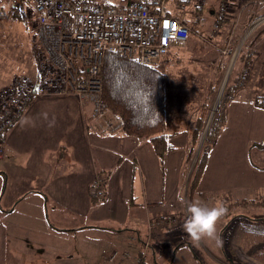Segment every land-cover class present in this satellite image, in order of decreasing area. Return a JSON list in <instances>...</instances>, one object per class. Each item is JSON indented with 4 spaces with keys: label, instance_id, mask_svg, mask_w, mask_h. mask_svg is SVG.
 <instances>
[{
    "label": "rangeland",
    "instance_id": "obj_1",
    "mask_svg": "<svg viewBox=\"0 0 264 264\" xmlns=\"http://www.w3.org/2000/svg\"><path fill=\"white\" fill-rule=\"evenodd\" d=\"M100 1L116 2L117 0ZM198 1L191 0L187 5L192 10L190 23L197 25L201 36L189 35V45L185 47L184 54L180 58L158 60L164 63L166 60L169 61L166 63L168 120L165 133L172 134L170 145L174 151L167 155L164 170L152 171L148 168L144 177L141 175L137 177L139 186L135 185L134 189L137 197L134 196L131 201H129L130 197L124 200L122 198V201L117 197L118 201L112 203L111 206H114L112 208L110 206V209H105L108 207L107 203L100 201L95 206L100 209L99 212H96L95 208H91L88 212L86 211L88 206L77 203L80 210H69L54 196H49L47 210L51 223L53 222L59 231L52 227V230L47 232L38 227L17 225L26 217L35 219L36 212L28 209L27 206L12 212L11 182L4 181V190L0 197V210H3L0 215V235H3V230L6 229L9 235L15 231L22 239L27 235L35 236V244L25 249L27 253L34 255L30 264H105L108 256L105 253L114 246L119 247L113 244L114 236L121 232L126 234L125 227L130 224L129 221L123 228L120 226L125 218L122 210L137 207L131 211V214L136 211V214L144 220L146 208L139 207L137 202L139 197L140 200L151 197L147 193L141 195V189L149 193L150 190H155L156 186H162L164 194L160 201V212L153 219L154 226L150 223L151 219L148 222V226L151 225L154 232L152 249L147 256V261L151 264H264V260L260 257L264 251V149L257 146V144L264 145V134L261 135L258 129L255 130V125L251 124L245 115L239 117L241 113L238 105L252 104V101L247 100L248 95H251L255 102L264 100V76L261 79L262 83H259V77H253L250 81L249 76V81L244 86H238L237 74L241 68L239 59L237 60L236 57L232 63L228 56L224 63L227 69L223 72V54L220 51L221 47L220 50L217 48L223 42L222 37H219L221 31H214V16L195 12L194 8ZM14 2L15 0H0V89L9 84L17 74L23 72L30 74L29 71L31 72L32 67H35L32 47L35 44L40 47L37 39L38 19L34 14L32 3L24 2L25 6L16 11L13 8ZM232 42L234 46L240 47L237 46V41L232 40ZM214 49L216 51L210 54V50ZM226 80L223 96L211 120L213 123L215 116L225 106L224 127L218 133L216 141L205 143L206 134L212 126L209 120ZM229 86L234 87L232 93L234 97L224 103V98L228 97L226 90ZM71 98L73 99L39 98L33 101L30 111V114L40 112L36 116V123L41 131L45 123L46 138H49L52 145L53 168H59L60 164H64L68 171L73 170L74 165L79 167L73 160L76 158L67 151L69 137L79 125L77 116L71 113L79 108L80 103L77 98ZM49 100L54 101L50 103ZM53 119L55 124L49 127ZM201 129L197 142V131ZM216 134L217 132L212 130L209 141ZM254 138H257L258 142L248 147L250 153L247 155V146L255 141ZM60 146L62 149H57ZM194 146L197 147L195 157H193L194 150L191 157L186 154L184 158L181 157L183 151L189 154ZM203 148L206 151L204 176L199 182L194 183L192 171ZM210 149L212 154L223 152L222 155L219 154L223 161L222 174H218L216 166H213V161L210 160ZM219 155L214 158L217 159ZM78 169H82L81 166ZM162 174L161 183L159 178ZM57 175L60 178V175ZM69 181L75 182L74 179ZM139 194L141 196H138ZM179 197H183L185 203L182 204ZM76 199L80 201L79 196H76ZM188 202H197L209 208L222 204L227 209L216 224V234L222 243L218 244L216 240L207 238L199 242L193 241L183 231V224L189 215ZM235 215L241 217L232 221ZM77 223L82 226L77 237L75 232L78 230L72 232V236L68 235L70 231L65 230L73 228ZM148 226L146 232H143L145 235ZM92 230L100 232L102 236L98 239L91 233ZM137 230L143 231L142 227ZM83 234L88 239L84 240ZM59 239L64 240L65 248L57 252L55 247L57 244L61 246V243L57 242ZM37 241L42 242V248ZM116 241L121 245L122 242L126 243V240L116 239ZM64 249L68 253H64ZM13 255V249L9 250V256ZM103 256L104 258L101 259ZM218 256L223 257V260H217ZM117 262L128 264V262L122 263V260Z\"/></svg>",
    "mask_w": 264,
    "mask_h": 264
},
{
    "label": "crops",
    "instance_id": "obj_2",
    "mask_svg": "<svg viewBox=\"0 0 264 264\" xmlns=\"http://www.w3.org/2000/svg\"><path fill=\"white\" fill-rule=\"evenodd\" d=\"M19 1L20 0H15L17 3ZM220 2L221 0H207L202 11H196V13L211 14L214 16L215 20ZM194 9L197 10V8ZM263 16L264 0H231L227 18L223 22L221 30H219L221 31L219 37H222L221 41L223 40V42H221L217 48H224L230 39L234 40V42L237 41V46H239L246 37L249 27ZM196 28L197 33L192 31L193 35L191 34L190 37L201 36L197 26ZM241 29L245 30L243 35ZM235 34L237 36H235ZM240 35L242 36L240 37ZM249 36L244 42L245 48L242 49V54L244 60L247 61L246 67H249L250 69V81L253 77H259V83H262L261 79L262 76H264V22L260 23ZM190 37L188 38L185 47L189 45L188 42L190 41ZM185 47L174 48L170 58H180L184 54ZM214 51L216 50H210V54ZM226 58L227 57L223 56V72L227 69V65L224 64L227 60ZM210 61H212V59H210ZM243 65L244 62L241 61L240 67ZM35 72V67H32L31 72L29 71L31 75L35 74ZM71 97L74 96H49V98H61L64 100H72L73 98ZM233 97V95H230L229 99ZM34 100L27 105L22 116L4 135L5 153L0 160V197L4 190V181L7 182L8 180V182H11L12 186V212H16L22 206H27L28 209L36 212L35 219L26 217L20 220L17 225L32 228L38 227L40 230L47 232L51 231L53 227L55 230L59 231V228L56 227L53 222L52 225L47 210L49 196H54L56 200L69 210H80L77 203L88 206L86 208V211L88 212H90L91 208H95L100 201L102 203H107L108 207L105 209H110L111 204L118 201L117 197L121 201L122 198L124 200L130 197L129 201H131L133 197L136 196L134 190L135 185L139 186L137 177L140 175L144 177L148 168L152 171L163 169L167 155L174 151V148L172 147V149L167 151L165 156L160 158L156 154L154 147L148 138H138L128 134L124 130L115 134L104 133L98 127L100 124H98V122L91 116L92 106L87 105L83 107L80 104L79 108H76V111L71 113L77 116L79 125L77 126V129L72 131L69 137V149H67V151H69L70 154H73L76 159H72L75 160L82 169H78L79 167L74 165L73 170L68 171L67 166L64 164H60L59 168H53L52 145L49 138H46L44 131L45 123H43L41 131L36 123V116L39 115L40 112H37L38 114H30L32 109L31 104ZM247 100H250L249 102L252 101V104H238L241 113V116L239 117L245 115L251 124L255 125L254 129H258L262 135L264 134V106L255 102V99H253L251 95L247 96ZM53 101L54 100H49L50 103H53ZM260 101H262V99ZM37 109L40 110L38 107ZM59 112H61V110ZM27 118H31V120L35 122V126H32L31 122L29 124H22V121ZM166 134L169 136V143L171 144L172 134ZM146 140L148 142H146ZM254 140L255 141H252V143L247 146V155L250 153L248 147L253 143L258 142L257 138H254ZM59 148L62 149L61 146L57 149ZM211 151L212 149L209 151L211 154L210 160L213 161V166H216L215 169L218 174H222L223 161H221L220 155H222L223 152L212 154ZM182 153L181 157L183 158L185 157V154L189 156L185 151ZM216 155H219L217 159L214 158ZM67 159L69 160L70 158L68 157ZM57 174L60 175V178ZM162 176L163 174L159 178L161 183ZM99 177L104 178L103 197L98 196L92 191L94 183ZM69 179H74L75 182H71ZM75 188L76 190H74ZM146 193L151 198H142V200H140L141 197H139V201L137 202L139 207L146 208L144 220L136 214V211L131 214V211L137 207L131 209L128 208L124 211L122 210L125 218L123 224L120 226L123 228L129 221L130 224L128 227H125L127 231L126 234L121 232L114 236L113 244H116L119 247L114 246L112 248L113 251L129 250L134 255L138 254L144 237L146 236L145 238H147V235L149 234L151 235L152 245L154 233L152 232V226H154L155 221L153 219L154 216L160 212V201L163 199L164 192L162 186H156L155 190H150L149 193L141 189V195ZM141 195L139 194L138 196ZM28 196L30 197L29 199ZM76 196L80 197V201L76 199ZM68 204L71 206L69 207ZM113 206H111V208ZM95 209L96 212L100 211L99 208ZM83 210H85L84 207ZM2 212L3 210H0V215H2ZM234 217H236L235 219H238L241 215H235ZM149 219H151L150 223L152 225H149L151 226L150 229L148 226ZM146 226H148V230L145 235L143 232H146ZM139 227H142V232L137 230ZM80 228H82V226L77 223L74 224L73 228L65 231H70V234L68 235L72 236L71 233L78 230V232H75L77 237ZM91 233L98 239L102 236L100 232L94 230H92ZM13 234L17 235L15 231L9 235L8 231L4 229L3 235H0V264H30L34 255L27 253L25 249L26 247L35 244V236L27 235L22 239L18 235L16 237L11 236ZM83 239L86 240L88 237L83 234ZM116 239L121 241L126 240V243L122 242L121 245ZM44 242L45 239L43 244ZM57 242L61 243V246L57 244L55 247L57 252H59V250L65 248V244L63 245L64 240L62 239L57 240ZM37 243L39 245L42 244L41 241H37ZM87 248L90 249L88 246ZM11 249H13V256H9V250ZM112 249L105 254H110ZM63 252L68 253L66 249H64ZM104 256L101 259H103ZM217 260H223V257L218 256Z\"/></svg>",
    "mask_w": 264,
    "mask_h": 264
},
{
    "label": "built area",
    "instance_id": "obj_3",
    "mask_svg": "<svg viewBox=\"0 0 264 264\" xmlns=\"http://www.w3.org/2000/svg\"><path fill=\"white\" fill-rule=\"evenodd\" d=\"M30 1L38 19L40 47L36 44L32 47L36 72L19 73L0 89V160L5 153L4 135L36 98L74 96L83 107L92 106L91 116L100 124L101 131L115 134L124 130V119L109 108L103 97L101 71L106 55L116 52L152 64L172 49L185 47L192 31L186 21L169 15L167 0H127L113 6H105L100 0ZM206 1L199 0L196 5L203 7ZM230 3L231 0L220 2L214 31L222 28ZM262 22L264 16L249 27L239 48L230 39L220 50L223 56L230 57L232 63L236 57L238 60L246 38ZM246 66L244 60L238 86H244L249 79L250 70ZM103 187L104 178L99 177L92 191L103 197ZM150 245L149 234L144 250ZM118 260L131 264L134 257L129 250H117L108 254L105 264H118Z\"/></svg>",
    "mask_w": 264,
    "mask_h": 264
},
{
    "label": "trees",
    "instance_id": "obj_4",
    "mask_svg": "<svg viewBox=\"0 0 264 264\" xmlns=\"http://www.w3.org/2000/svg\"><path fill=\"white\" fill-rule=\"evenodd\" d=\"M124 1L127 0L100 2L105 6H113L120 5ZM24 2H31L34 7V3L32 1L20 0L18 3H13V8L17 11L20 7L25 6ZM167 2L170 13L169 15L179 20L186 21L191 27V30L193 32H197V25H195V23H190L192 16L190 15V11H192L190 6L188 5L189 7H186L182 5L183 3H186V5L187 3L190 4L191 0H167ZM195 8H197V10L194 9L195 12L200 10L202 11L203 9V7L199 6H196ZM244 31L245 30L241 31L242 34ZM193 32H191V34ZM172 50L164 57L165 59L170 58ZM243 59L244 57L241 52V57L239 58L238 63H240ZM160 61H156L152 64H143L139 61L122 57L119 53L111 52L108 53L104 59L101 75L104 83V100L116 115L124 119V131L138 138H148L151 141L156 154L162 158L165 156L167 151L172 149V147L169 143V136L165 133L168 120L166 63H169V61L166 60L165 63ZM233 91L234 87L229 86L226 90L228 97L224 98V103L229 100V96L232 95ZM257 103L264 106V100ZM225 110L226 107L223 106L219 113L215 116L212 126L208 131L205 143H212L216 141L217 135L223 128V124L225 122ZM212 130L217 132V134L209 141V136ZM201 131L202 129L197 131V142H199ZM257 146H261V149H264V145L257 144ZM196 149L197 147L194 146L192 151L189 153V157H191L193 150L195 155ZM205 156L206 151L205 148H203L202 154L197 160V163L192 171V174L194 175V183L199 182L204 176L206 164ZM235 218L236 217H233L232 221H234ZM145 237L140 252L135 255L132 253L134 261L131 264H151L147 261V256L152 249V245H150L147 251L144 250ZM260 257L264 260V251Z\"/></svg>",
    "mask_w": 264,
    "mask_h": 264
},
{
    "label": "clouds",
    "instance_id": "obj_5",
    "mask_svg": "<svg viewBox=\"0 0 264 264\" xmlns=\"http://www.w3.org/2000/svg\"><path fill=\"white\" fill-rule=\"evenodd\" d=\"M242 62H244V59L242 60ZM242 67L240 68V70L242 69ZM30 122L32 126H35V122L32 121L31 118H27L23 120L22 124H29ZM54 124H55V120L53 119L49 124V127L54 126ZM178 199L182 204L185 203L183 197H179ZM187 211L189 215L187 220L183 224V231L186 232V234L193 241L199 242L207 238V239L216 240L218 244L222 243V241L219 240L216 234L217 221L227 211V209L222 204H217L216 206L209 208L206 206H202L197 202H188Z\"/></svg>",
    "mask_w": 264,
    "mask_h": 264
},
{
    "label": "bare ground",
    "instance_id": "obj_6",
    "mask_svg": "<svg viewBox=\"0 0 264 264\" xmlns=\"http://www.w3.org/2000/svg\"><path fill=\"white\" fill-rule=\"evenodd\" d=\"M249 46H250V45H249ZM226 82H227V80L224 82L223 87H222V89H221V92L219 93V97H218V99H217L216 105H215V107H214V109H213V112H212V114H211V117H210L209 123H210L211 120H212V117H213L214 111L218 108L217 106H218L219 102L221 101V98H222V96H223V92H224V89H225V84H226ZM211 123H212V122H211ZM207 129H208V128H207ZM206 131H207V130H206Z\"/></svg>",
    "mask_w": 264,
    "mask_h": 264
},
{
    "label": "water",
    "instance_id": "obj_7",
    "mask_svg": "<svg viewBox=\"0 0 264 264\" xmlns=\"http://www.w3.org/2000/svg\"><path fill=\"white\" fill-rule=\"evenodd\" d=\"M200 150H198V152H199Z\"/></svg>",
    "mask_w": 264,
    "mask_h": 264
}]
</instances>
